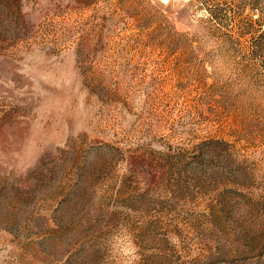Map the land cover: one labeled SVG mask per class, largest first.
I'll return each instance as SVG.
<instances>
[{"label":"rangeland","instance_id":"374dc122","mask_svg":"<svg viewBox=\"0 0 264 264\" xmlns=\"http://www.w3.org/2000/svg\"><path fill=\"white\" fill-rule=\"evenodd\" d=\"M0 264H264V0H0Z\"/></svg>","mask_w":264,"mask_h":264}]
</instances>
